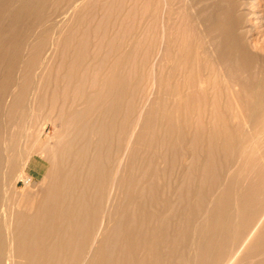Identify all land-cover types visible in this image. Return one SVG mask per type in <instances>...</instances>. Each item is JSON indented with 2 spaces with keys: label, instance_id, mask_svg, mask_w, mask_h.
Returning <instances> with one entry per match:
<instances>
[{
  "label": "rangeland",
  "instance_id": "rangeland-1",
  "mask_svg": "<svg viewBox=\"0 0 264 264\" xmlns=\"http://www.w3.org/2000/svg\"><path fill=\"white\" fill-rule=\"evenodd\" d=\"M263 33L264 0H0V264L11 257L13 264H69L58 262L59 253L48 263L15 253L14 229L24 205L38 208V186L51 161H60V123L74 116L71 128L87 126L86 141L96 140L93 125L102 127L105 177L115 150L132 142L116 183L117 215L112 207L90 264H264ZM28 86L41 96L10 98ZM40 139L49 142L48 161ZM91 149L83 166L66 162L72 175L83 172L88 209L95 205ZM58 240L53 235L49 245Z\"/></svg>",
  "mask_w": 264,
  "mask_h": 264
},
{
  "label": "bare ground",
  "instance_id": "bare-ground-1",
  "mask_svg": "<svg viewBox=\"0 0 264 264\" xmlns=\"http://www.w3.org/2000/svg\"><path fill=\"white\" fill-rule=\"evenodd\" d=\"M4 1V0H3ZM27 1V0H26ZM35 1V0H34ZM244 1V0H243ZM246 1V0H245ZM7 2V1H6ZM21 2V1H19ZM29 2V0H28ZM41 2V1H40ZM44 2V1H43ZM32 3V1L30 2ZM34 3V2H33ZM247 3V2H246ZM18 4V3H17ZM243 4V3H242ZM10 5V4H9ZM31 5V4H30ZM246 4H244L245 6ZM7 6V5H6ZM27 6V5H26ZM43 6V4H42ZM242 7V6H241ZM4 8V7H3ZM9 8V7H8ZM28 8V7H27ZM34 8V7H33ZM228 9V8H227ZM54 10V9H53ZM233 10V9H232ZM15 11V10H14ZM56 11V9H55ZM230 11V10H229ZM240 11V10H239ZM10 12V11H9ZM8 14V13H7ZM17 14V13H16ZM239 15V14H238ZM21 16V15H20ZM9 17V16H8ZM15 17V15H14ZM19 17V16H18ZM17 17V19H18ZM50 17V16H49ZM48 17V18H49ZM212 17V16H211ZM230 17V16H228ZM248 17V15H247ZM246 17V18H247ZM4 18V17H3ZM29 18V17H28ZM234 18V17H233ZM246 22H247V18ZM5 20L8 19L7 17L4 18ZM16 19V20H17ZM232 19V18H231ZM14 20V19H13ZM9 21V20H8ZM18 21V20H17ZM45 22V21H44ZM215 22V21H214ZM229 22V21H227ZM20 23V22H19ZM18 24V23H16ZM5 25V24H4ZM15 26V25H14ZM44 26V25H43ZM248 26V25H247ZM250 27V26H249ZM247 27V28H249ZM14 28V27H13ZM42 28V27H41ZM12 29V28H11ZM245 29V27H244ZM255 29V28H254ZM2 31V30H1ZM12 31V30H11ZM242 31V29H241ZM247 32H251L250 31H247ZM246 32V33H247ZM253 32V31H252ZM242 33V32H241ZM254 33V32H253ZM9 34V33H8ZM43 34V33H42ZM214 34V33H212ZM249 34V33H248ZM264 34V33H263ZM247 35V34H246ZM6 36V34H5ZM26 36V35H25ZM244 36V35H243ZM44 37V36H43ZM1 38V37H0ZM30 38V37H29ZM45 38V37H44ZM234 38L233 36L231 37V39ZM251 38V37H250ZM26 39V38H25ZM34 39V38H33ZM36 39V38H35ZM40 39V38H39ZM248 38H246L245 40L247 41ZM24 40V39H23ZM45 40L47 41V39L45 38ZM212 40V39H211ZM229 40V39H228ZM5 41V40H4ZM39 40H37L38 42ZM214 42V39L212 40ZM34 43V41H33ZM212 43V42H211ZM235 43V42H234ZM237 43V42H236ZM239 43V42H238ZM18 44V43H17ZM23 44V43H22ZM214 44V43H213ZM241 44V43H240ZM243 44V43H242ZM247 44V43H246ZM29 45V44H28ZM239 45V44H238ZM5 46V45H4ZM213 46V45H212ZM8 47V46H7ZM27 47V46H26ZM33 47L35 48V46L33 45ZM43 47V43H40V45L37 47L38 50H40L41 48ZM220 47V46H219ZM223 47V46H222ZM241 47V46H239ZM249 47V46H248ZM19 48V47H18ZM22 48V47H21ZM210 48L207 47V49ZM218 48V47H217ZM217 48L215 47L214 49L212 50H217ZM17 49V48H16ZM25 49V48H24ZM33 49V48H32ZM220 49L222 50V48L220 47ZM247 49V48H246ZM262 49V48H261ZM13 50V49H12ZM23 50V49H22ZM209 50V49H208ZM227 50V49H226ZM245 50V49H244ZM210 51V50H209ZM223 51V50H222ZM221 51V52H222ZM247 51H251V50H247ZM16 52V51H15ZM227 52V51H226ZM238 52V51H237ZM241 52V51H240ZM246 52V51H244ZM40 53V52H39ZM210 53V52H209ZM214 53V55L216 54V52H212ZM211 53V54H212ZM1 54V53H0ZM8 54V53H7ZM20 54V53H19ZM207 54H208V51H207ZM245 54V53H244ZM243 54V55H244ZM17 55V54H16ZM213 55V54H212ZM212 55H209L212 57ZM249 55V54H248ZM19 56V55H18ZM219 56V55H218ZM13 58V57H12ZM213 58V57H212ZM219 58V57H218ZM9 59V58H8ZM224 59V58H223ZM22 61V60H21ZM20 61V62H21ZM37 61V58L34 57V58H30L29 60V63L30 64H33V66L36 67V70H38L39 66L35 64V62ZM5 62V61H4ZM2 63V62H1ZM9 63V62H7ZM6 64V63H5ZM225 64V63H224ZM239 64V63H238ZM22 65V63H21ZM5 66V65H4ZM224 66V65H223ZM236 66V65H235ZM237 68V67H236ZM235 68V69H236ZM20 71H21V68H20ZM19 72V71H17ZM27 73V72H26ZM18 74V73H17ZM25 76V75H24ZM18 77V76H17ZM22 78V77H21ZM21 78L19 80H21ZM41 79V78H40ZM18 80V81H19ZM17 81V80H16ZM41 81V80H39ZM246 81V80H245ZM249 81V80H248ZM31 82V81H30ZM32 84V83H31ZM30 84V85H31ZM39 84V82H38ZM19 85V84H18ZM40 85V84H39ZM38 86V85H37ZM44 86V85H42ZM109 87V86H108ZM39 88V87H37ZM48 88V87H47ZM13 89V87H12ZM54 91V89H52ZM10 92V91H9ZM45 93V92H44ZM11 94H12V97H11ZM11 94H10V98H20V97H30L31 99L36 100L37 98H39L41 96V91L39 89H29V86L28 88H17L15 87V89H13L11 91ZM101 95V93H100ZM98 95V96H100ZM45 96V95H44ZM54 96V95H53ZM90 96V95H89ZM88 96V98H89ZM97 96V95H96ZM55 97V96H54ZM95 97V96H93ZM104 97V96H103ZM109 97V96H108ZM88 98H87V101H88ZM92 98V96H91ZM89 98V99H91ZM9 99V97H8ZM52 99V98H51ZM95 99H97L95 97ZM94 99V101H96ZM108 99V98H107ZM111 99V98H110ZM21 100V99H20ZM113 101V97L111 99ZM110 100V102H111ZM17 101V100H16ZM74 102V100H72ZM92 101V100H91ZM94 101H92L94 103ZM109 101V100H108ZM21 102V101H20ZM28 102H29V99H28ZM46 102V101H45ZM109 102V103H110ZM7 103V101H6ZM71 103V102H70ZM91 103V102H90ZM92 103V104H93ZM113 103V102H112ZM116 103V102H115ZM51 104V102H50ZM73 104V103H72ZM91 104V105H92ZM106 104L108 105L107 103V100H106ZM105 104V106H106ZM38 105V104H36ZM111 105V104H109ZM113 105V104H112ZM117 105V104H116ZM12 106V105H11ZM44 106V105H43ZM72 106V105H71ZM104 106V107H105ZM10 107V106H9ZM13 107V106H12ZM11 107V108H12ZM109 107V106H108ZM111 107V106H110ZM5 108V107H4ZM84 108V107H83ZM97 108H101L99 106H97ZM107 108V107H105ZM107 111V109H105ZM8 109V108H7ZM102 109V108H101ZM110 109V108H109ZM118 109V107H117ZM5 110V109H4ZM3 110V111H4ZM37 110V109H36ZM119 110V109H118ZM79 112H81L80 110H78ZM97 111V110H96ZM141 111V110H139ZM21 112H23L21 110ZM18 115V120H20L22 117H23V113H21ZM78 112V113H79ZM86 112V111H85ZM105 112V111H104ZM104 112L102 113V118L104 117ZM110 112V111H108ZM17 113V112H16ZM15 113V114H16ZM77 113V111H76ZM77 113V114H78ZM118 113V111H117ZM116 113V114H117ZM139 113V112H138ZM10 114V112H9ZM109 114V113H108ZM33 115V114H32ZM31 115V116H32ZM72 115V114H71ZM75 115V114H74ZM73 115V116H74ZM84 115V114H83ZM118 115V114H117ZM2 116V115H1ZM10 116V115H9ZM30 116V114H29ZM37 116V115H36ZM78 116H81V113L80 115ZM57 117V116H56ZM71 117V116H70ZM98 117V116H96ZM20 118V119H19ZM102 118L100 119L101 122H102ZM113 118V117H111ZM30 121L32 118H28ZM139 119V117L137 118V120ZM141 119V118H140ZM79 120V119H78ZM89 120V119H88ZM88 120L86 121V123L84 125L87 124ZM107 120V119H105ZM27 121V120H26ZM75 121V116L72 117L70 120H67V122L65 120H62L61 123H60V131L62 130L61 133H58L57 136H58V139L61 141V144L59 145L60 147V161L57 163H55L54 161H51L50 163V167H49V170L47 172V174L45 175V177L43 178V180L41 181V183L39 184V189L41 191V195H37L38 199H40V202H39V205H38V208L35 210L34 208H32V206L28 207V205H24L22 208H21V212L20 214L24 216V213L26 214L25 217H22V219H19L18 221V224L14 230H16L17 233H14V237H15V246H16V250H15V253L19 254V252H22L23 253V257L32 261V260H35V259H42L44 260L45 262H54L55 261V256L57 253H59L56 258L58 260V262L60 261H69V264H76L77 261H79V264H90L92 261V259L94 258V254L96 252L99 251V246L102 244L103 240H104V237L106 234V229H108V221L111 217V209L112 207L117 203L114 204V199L116 197V192H118L116 190V183L118 184L119 183V180H121L120 178L123 176V172H124V167L126 166V158H127V154L128 152L131 150H129V147H132V145L129 146V143L131 141H127V144H125V146L123 148L119 147L120 149H117L118 151L115 150L114 152V155H115V164L113 165V172L112 174L109 176V177H105L104 173L102 171H105L104 168L100 167V166H103L101 164V155H102V150H101V145H102V142L105 141L102 137V135L104 134V131L102 129L101 126H95L93 125V128L91 127L92 130H90V133L93 134V135H90V136H93V139L94 137L96 138V140H92L91 141V137L88 138L86 141V136H87V132L89 131V129L87 128V126L85 127H82V129L80 128V130H78L77 132H75V129H72L71 127V123L73 124V122ZM96 121V120H95ZM115 121V120H114ZM121 121V120H119ZM139 121V120H138ZM137 121V122H138ZM4 123V122H3ZM43 123V122H42ZM51 123L52 125L53 124V121L51 120ZM79 123V121L77 122ZM100 123V122H99ZM106 122H104L105 124ZM18 124V123H17ZM25 124V123H24ZM91 124V123H90ZM92 124H94V121L92 122ZM91 124V125H92ZM120 124V123H119ZM83 125V126H84ZM106 125V124H105ZM30 126V125H29ZM5 127V126H4ZM13 128V127H12ZM15 128V127H14ZM74 128V126H73ZM115 128V127H114ZM134 128V127H133ZM132 128V129H133ZM137 128V127H136ZM135 129V128H134ZM133 129V130H134ZM18 130V129H17ZM25 130V129H24ZM44 127H41V131H40V135H42L44 133ZM105 130V129H104ZM133 130L130 132L132 133ZM14 131L11 129V132ZM30 131V130H29ZM115 131V130H114ZM136 131V129H135ZM134 131V133H135ZM21 132V131H20ZM111 132V130H110ZM119 132V131H118ZM14 133V132H13ZM28 133V132H27ZM72 133H75V137L74 138H68ZM113 133V132H112ZM24 134V133H23ZM107 134V133H106ZM105 134V135H106ZM122 134V133H121ZM133 134V133H132ZM131 134V135H132ZM109 135V134H108ZM117 135V134H116ZM27 136V135H26ZM133 136V135H132ZM42 137V136H40ZM112 136H110L111 138ZM130 137V135H129ZM5 138V137H3ZM24 138V137H23ZM67 138V139H66ZM108 138V137H107ZM117 142H119V133L117 135ZM133 138V137H132ZM39 139V138H38ZM90 139V141H89ZM56 140V139H55ZM128 140V139H127ZM130 140V139H129ZM132 140V139H131ZM125 141V140H123ZM133 141V140H132ZM36 142V141H35ZM88 142H90V144H88ZM109 142V140L107 141ZM113 142V141H111ZM7 143V141H6ZM42 143V140L40 139V144ZM105 143V142H104ZM125 143V142H124ZM132 143V142H131ZM34 144V142H33ZM49 142L45 143V144H41L40 145V148H39V155H41L43 158L44 155H45V152L47 151L48 153V145ZM110 144V142H109ZM109 144L106 146H109ZM1 145V144H0ZM4 145V144H3ZM14 145V144H13ZM20 145V144H19ZM51 145V144H50ZM89 145L91 146L92 145V149L89 147ZM9 146V145H7ZM105 146V145H104ZM5 149H6V146H4ZM25 148V146H23ZM31 147V146H30ZM110 147V146H109ZM107 147V148H109ZM117 148V146H115ZM12 148V147H11ZM91 149V152L93 154V158L92 160L90 159L89 161H92V164L89 170V178H91V180L93 181V188H94V195L92 198H94V202H95V205H93L91 207V209L89 208H86L85 206H88L85 205L84 206V202H87L85 201V191H84V184H85V181L83 180L82 178V175L83 172L81 171H76L77 175H75V172H74V175L71 174L72 172V167H68L69 163H72L73 167H80L81 164L83 166V158L86 156V153L88 151H90ZM129 150V151H128ZM4 151V150H3ZM7 151V149L5 150V152ZM56 151V150H55ZM3 153V152H2ZM1 153V154H2ZM112 153V152H111ZM11 154V152H10ZM56 154V153H55ZM54 154V155H55ZM27 155V154H26ZM53 155V157H54ZM2 156V155H1ZM10 156V155H9ZM50 157V156H49ZM88 157V155H87ZM86 157V158H87ZM1 158V157H0ZM8 157H6V161ZM18 158V157H17ZM56 158V157H55ZM47 161L49 160L47 154H46V158H45ZM27 161V160H26ZM63 161H65V163L67 161H70L69 163H66V164H62ZM87 162V160L85 161ZM131 162V161H130ZM88 163V162H87ZM7 164V162H6ZM5 164V166H6ZM25 165V162L23 163V167ZM75 165V166H74ZM111 166V165H110ZM65 167V170L63 169ZM88 167V169H89ZM83 168V167H82ZM82 168H80L81 170H83ZM104 170H102V169ZM23 170V169H22ZM6 172V171H5ZM22 172V171H21ZM23 173V172H22ZM88 173V171L86 172ZM22 175V174H21ZM88 176V175H87ZM91 176V177H90ZM22 177V176H21ZM25 177V176H24ZM22 177V178H24ZM18 178H20L18 176ZM17 178V180H18ZM164 178V177H163ZM162 178V179H163ZM20 180V179H19ZM178 180V179H177ZM176 180V181H177ZM23 181V180H22ZM29 182H30V179L29 181H25V186H29ZM33 183V182H32ZM89 183V182H88ZM87 183V185H88ZM157 183V182H156ZM18 184V183H17ZM125 184V183H124ZM155 184V183H154ZM158 184V183H157ZM86 185V187H87ZM121 185V183H120ZM156 185V184H155ZM159 185V184H158ZM181 185V184H180ZM76 189V193L74 194L75 196V203H74V207L73 209L71 210V203L68 202L66 199L71 196V194H69V190L71 191V187H73ZM119 186V185H118ZM157 187V186H156ZM36 188V187H35ZM89 189V187H87ZM25 189V188H24ZM74 189V190H75ZM87 189V190H88ZM179 189V187L177 188ZM93 189H91L92 191ZM4 191V190H3ZM120 191V190H119ZM28 192V191H27ZM167 192V191H166ZM169 192V191H168ZM6 193V192H5ZM73 193V192H72ZM164 193V192H163ZM92 194V192L90 193ZM170 194V192H169ZM168 194V195H169ZM90 196V195H88ZM92 196V195H91ZM6 197V196H5ZM20 197V196H19ZM27 197V196H26ZM72 197V196H71ZM91 198V197H89ZM168 198V197H167ZM166 198V200H167ZM20 199V198H19ZM4 200V199H3ZM72 200V199H70ZM93 201V199H92ZM114 204V205H113ZM3 205V204H2ZM14 205V204H13ZM12 205V206H13ZM16 205V204H15ZM17 205H18V202H17ZM169 205V204H168ZM117 206V205H116ZM114 206V207H116ZM14 207V206H13ZM17 207V206H16ZM113 207V211H114V208ZM255 207V206H254ZM259 208V207H258ZM19 209V208H18ZM117 210V209H115ZM254 210V209H252ZM3 211V209H2ZM24 212V213H23ZM116 212V211H114ZM253 212V211H251ZM264 213V212H263ZM117 215V212L115 213ZM114 214V215H115ZM110 215V217H109ZM112 215H113V212H112ZM250 215V213H249ZM263 215V214H262ZM121 216V215H120ZM21 217V216H20ZM257 217V216H256ZM12 218V217H11ZM10 218V219H11ZM97 218H98V225L96 226V222H97ZM262 218V217H261ZM259 217V220L261 219ZM264 219V218H263ZM23 220H26V221H23ZM247 220V219H246ZM251 220V219H250ZM258 220V219H257ZM251 222V221H250ZM256 222L258 221H255L253 224L255 225ZM261 222V220L259 221ZM11 223V222H10ZM111 223V222H110ZM252 223V222H251ZM5 224V223H4ZM17 224V223H16ZM251 224V225H253ZM260 224V223H259ZM257 226H255L254 228H251V229H255L258 228V223L256 224ZM11 226V225H10ZM9 226V227H10ZM241 226V225H240ZM244 227V226H243ZM240 228V229H243ZM260 227V226H259ZM151 228V226H150ZM153 228V227H152ZM10 229V228H9ZM250 229V230H251ZM145 230V229H144ZM147 230V228H146ZM249 230V231H250ZM11 231V229H10ZM240 231V230H239ZM245 230H243L244 232ZM259 231V229H258ZM261 231V230H260ZM15 232V231H13ZM116 232V231H115ZM141 232V231H140ZM241 232V231H240ZM248 232V231H247ZM12 231L10 232V236L12 235L11 234ZM114 233V232H113ZM252 233V234H251ZM140 234V233H139ZM239 234V233H238ZM250 237L255 234L254 233V230L250 233H249ZM53 235H57L59 236V240H58V244L57 246H52V245H49V238H51ZM248 235V234H247ZM256 235V234H255ZM117 236V234H116ZM141 236V235H140ZM145 236V235H144ZM143 236V238H144ZM243 236V234H242ZM108 237V236H107ZM235 237V236H234ZM249 237V239H250ZM254 237V236H253ZM112 238V237H111ZM142 238V237H141ZM139 237V239H141ZM143 238H142V242H143ZM153 238V237H151ZM246 238H248V236H246ZM245 238V239H246ZM9 239V238H7ZM12 239V238H11ZM10 239V240H11ZM115 239V238H114ZM148 239V238H147ZM159 239V238H158ZM14 240V239H13ZM12 240V241H13ZM56 240V239H55ZM106 241V240H105ZM108 241H111V239H109ZM107 241V242H108ZM251 241V240H250ZM55 242V241H54ZM106 242V243H107ZM157 242V241H155ZM246 242V240H245ZM11 243V241H10ZM52 243V242H51ZM110 243V242H109ZM145 244V240L143 242ZM158 243V242H157ZM232 243V242H231ZM237 243V242H236ZM247 243H248V240H247ZM13 244V242L11 243V245ZM104 244V243H103ZM108 244V243H107ZM106 244V245H107ZM239 244V241L238 243ZM242 244V243H241ZM246 243H244L245 245ZM250 244V243H249ZM20 245L23 246L22 248V251H19L20 250ZM56 245V244H55ZM86 245V247L84 248V250L87 248V253H83L85 254L84 256L82 255L81 252L83 247ZM109 245V244H108ZM234 245H236L234 243ZM248 245V244H247ZM14 246V245H13ZM71 246L74 247L73 250H70L71 249ZM105 246V244H104ZM238 246H241V245H238ZM12 247V246H11ZM108 247V246H107ZM242 247V246H241ZM240 248V247H239ZM245 247H243L242 249H244ZM13 249V248H12ZM241 249V250H242ZM70 250V251H69ZM238 250V249H237ZM3 251V249H2ZM9 251H12L11 248ZM234 251V250H233ZM233 251H231L233 253ZM238 254H240V249L238 250ZM246 252V251H244ZM100 253V252H99ZM237 253V251H236ZM236 253H235V257H236ZM66 254V255H65ZM237 254V255H238ZM2 255V254H1ZM83 256V258H81L80 256ZM232 255V254H230ZM11 257V255H8ZM62 256V258H61ZM215 256V255H214ZM223 256V255H222ZM228 257V255H227ZM19 258V257H18ZM98 258V257H97ZM163 258V257H162ZM238 258V257H237ZM62 259V260H61ZM225 259V258H224ZM233 259V258H232ZM230 259V260H232ZM235 259V258H234ZM20 260V259H19ZM101 260V259H100ZM228 261V259H226ZM99 261V259H98ZM7 262V261H6ZM8 262L9 264H13V260H12V257L8 259ZM229 262V261H228ZM226 262V263H228ZM233 262V261H232ZM231 262V263H232ZM236 261H234V264H235ZM19 263V262H18ZM230 263V262H229ZM228 263V264H229ZM230 263V264H231ZM237 263V262H236ZM32 264V262L30 263ZM224 264H225V261H224Z\"/></svg>",
  "mask_w": 264,
  "mask_h": 264
}]
</instances>
